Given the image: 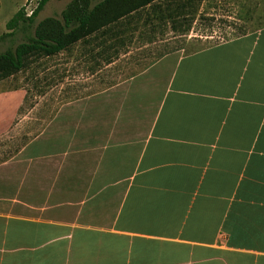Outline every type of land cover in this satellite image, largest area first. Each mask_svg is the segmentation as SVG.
<instances>
[{"label":"crops","instance_id":"crops-1","mask_svg":"<svg viewBox=\"0 0 264 264\" xmlns=\"http://www.w3.org/2000/svg\"><path fill=\"white\" fill-rule=\"evenodd\" d=\"M0 264H264V28L68 95L0 161Z\"/></svg>","mask_w":264,"mask_h":264},{"label":"rangeland","instance_id":"rangeland-1","mask_svg":"<svg viewBox=\"0 0 264 264\" xmlns=\"http://www.w3.org/2000/svg\"><path fill=\"white\" fill-rule=\"evenodd\" d=\"M140 1L113 0L107 13L111 17L117 6ZM102 3L105 0H1L0 54L36 38L37 28L55 36L58 27H64L67 35L83 16L74 17L78 6L89 13ZM19 13L21 18L10 28ZM64 17L71 18L67 27ZM106 18L101 15L93 25ZM263 28L264 0H156L54 55L31 54L20 70L0 80V91H27L15 126L0 138V161L36 137L68 95L128 79L167 53H192Z\"/></svg>","mask_w":264,"mask_h":264},{"label":"trees","instance_id":"trees-1","mask_svg":"<svg viewBox=\"0 0 264 264\" xmlns=\"http://www.w3.org/2000/svg\"><path fill=\"white\" fill-rule=\"evenodd\" d=\"M112 1L113 0H105V3L95 6L94 10L90 11L89 13L86 12V7L84 9H80L78 6L74 13V17H77L80 14L83 16L76 18L78 22L74 24V26H77L73 27L67 35L63 33L65 30L64 27H58V30L60 31L55 36L47 35V33H45L41 28H37L35 31L36 38L29 39L28 42L19 44L14 52L7 50L6 52L0 54V80H3L4 77L11 75L13 71L20 70L22 68L23 60L31 54L41 52L46 56L54 55L68 47L69 44L74 43L81 38H85L93 32H99L103 30V28L109 24L115 23L125 16L137 12L156 0H141L138 4L127 8H121V6H117L119 8L113 10L116 12L112 13V16L109 17L110 14L107 12L112 7V5H110ZM101 15L108 18L98 22V24L93 25V23L98 19L101 20ZM21 16V13L17 15V17L11 22V26L9 25L10 28L17 23L18 18H21ZM23 18L24 21H33L32 18ZM64 18L67 19V27L71 18L69 17V20L68 17Z\"/></svg>","mask_w":264,"mask_h":264}]
</instances>
